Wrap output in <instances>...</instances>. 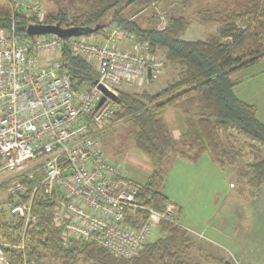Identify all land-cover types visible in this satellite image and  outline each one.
<instances>
[{
	"label": "trees",
	"instance_id": "1",
	"mask_svg": "<svg viewBox=\"0 0 264 264\" xmlns=\"http://www.w3.org/2000/svg\"><path fill=\"white\" fill-rule=\"evenodd\" d=\"M84 1L85 9L78 14L68 16L58 9L55 14L46 13L42 23L57 24L62 28L101 25L90 34L95 37V41L91 42L96 44L104 42L112 25L135 36L147 44L150 55L156 54L162 60L156 76L148 78L143 82L145 84L159 77L163 67L174 69L170 81L155 93L146 90L130 93L121 88H112L119 109L109 125L130 123L136 129L135 146L152 165L145 183L133 182L148 206L160 211L168 200L163 188L173 160L179 158L194 164L205 153L222 171H233L243 163L244 180L252 189L251 198L264 194V123L256 117L253 105L236 96L232 81L234 74L264 59V0H250L249 8L234 13L217 8V1L187 0L197 9L188 17L166 13L162 29L137 23L124 12L131 8L137 14L154 7L151 18L158 14L159 8L166 11L167 6L185 4V0ZM159 14L162 18V14ZM12 20L17 35L32 38L26 34V28L35 22L34 16L15 8L8 0H0V27L7 28ZM242 20H248L244 28L236 23ZM193 23L217 25L219 28L215 33L206 35L205 39L186 40L184 35ZM93 64L73 54L69 39L64 40L60 71L66 72L75 93H83L88 85L97 80L98 71ZM167 108H177L181 112L182 130L177 138L170 134L160 116ZM21 180L26 182L24 178ZM35 180L30 182V186ZM6 183H0V194L4 193ZM12 201L4 197L1 202L8 207L9 214ZM176 206L174 222L160 221L152 229V232L158 229L163 236L155 241L148 240L137 256L127 259L115 257L93 242L70 241L64 246L61 231L52 219L54 205L39 190L32 198V212L37 216V221L26 229L24 248H5L4 253L9 264H43L50 261L58 264L208 263L202 252L198 257L193 255L195 243L188 230L177 223L181 210ZM259 213L264 218V200L261 201ZM22 233L21 221L12 215L5 218L1 214V243L18 246ZM215 261L217 264H232L222 259Z\"/></svg>",
	"mask_w": 264,
	"mask_h": 264
},
{
	"label": "built area",
	"instance_id": "2",
	"mask_svg": "<svg viewBox=\"0 0 264 264\" xmlns=\"http://www.w3.org/2000/svg\"><path fill=\"white\" fill-rule=\"evenodd\" d=\"M8 1L34 16L33 24H43L39 1ZM68 39L73 54L98 70L96 83L80 94L60 71L65 39L51 34L22 38L13 20L0 27V183L7 182L10 214L23 225L18 246L0 242V264H9L5 248H24L26 229L37 221L32 198L39 190L54 205L52 219L64 246L93 242L128 259L140 253L157 223L174 222L177 206L172 201L160 211L148 206L137 186L101 154L96 135L109 126L118 103L107 98L93 112L102 96L98 84L112 91L147 81V68L150 77L156 76L160 56L150 55L147 44L116 25L101 44L81 36Z\"/></svg>",
	"mask_w": 264,
	"mask_h": 264
},
{
	"label": "rangeland",
	"instance_id": "3",
	"mask_svg": "<svg viewBox=\"0 0 264 264\" xmlns=\"http://www.w3.org/2000/svg\"><path fill=\"white\" fill-rule=\"evenodd\" d=\"M36 1H39L42 6L44 17L46 13L55 14L58 9H62L68 16L78 14L85 9L84 0ZM185 1V4L175 3L167 6L166 11L159 8L158 14L155 13L151 18L155 11L154 7L146 8L137 14H134L133 9L128 8L124 13L132 16L137 23L159 27L161 22L166 21L168 12L188 17L197 9L193 3ZM211 1H217L219 3L217 8L221 7L226 13L244 11L251 4L250 0ZM182 9L183 12H181ZM159 13L162 14L163 20H160ZM247 21L242 20L236 23L244 28ZM218 28L217 25L203 26L193 23L186 31L184 38L193 41L205 39L206 35L215 33ZM81 38L95 41L93 35L81 36ZM129 48L130 45H128ZM160 54L163 55V52ZM93 66L97 70L96 65L93 64ZM173 70L170 66L163 67L159 77L153 78L149 83L135 82L120 88L130 93H139L144 90L155 93L170 81ZM232 81L236 96L253 105L256 108V117L264 123V59L234 74ZM160 116L170 134L177 129L182 130V115L179 109L167 108L160 113ZM135 132L136 129L130 123L119 122L110 124L100 131L96 139L101 154L108 162L122 169L123 174L135 182L143 184L152 166L146 156L135 146ZM184 162L173 168L170 178L167 179V185L165 181L163 191L179 201L181 211L177 215V223L186 228L193 239L195 243L193 255L198 257L202 252L205 255L204 258L208 259V263L205 264H217L215 259H222L225 263L232 264H264V218L259 213L264 194L251 198L252 189L244 180L243 163L233 171L232 169L222 171L207 153L202 155L196 165ZM4 197V193L0 194V216L3 214L7 218L11 215L8 207L1 203ZM162 236L158 229H154L149 241H155ZM200 259L202 260V257ZM43 264L58 263L50 261Z\"/></svg>",
	"mask_w": 264,
	"mask_h": 264
},
{
	"label": "water",
	"instance_id": "4",
	"mask_svg": "<svg viewBox=\"0 0 264 264\" xmlns=\"http://www.w3.org/2000/svg\"><path fill=\"white\" fill-rule=\"evenodd\" d=\"M101 28V25H96L93 28L88 27H68L62 28L59 25H45V24H31L26 28V34L29 36L35 35H56L61 39H68L70 37H79L90 35L93 32L97 31ZM147 76L150 78V69L147 68ZM96 83V82H94ZM98 89L101 91L102 96L99 99L98 103L95 106L93 112H95L100 106L104 103V101L108 98L112 101L118 103L117 96L111 90H107L102 84H98Z\"/></svg>",
	"mask_w": 264,
	"mask_h": 264
},
{
	"label": "crops",
	"instance_id": "5",
	"mask_svg": "<svg viewBox=\"0 0 264 264\" xmlns=\"http://www.w3.org/2000/svg\"><path fill=\"white\" fill-rule=\"evenodd\" d=\"M126 43V44H125ZM128 43L127 42H121V47L122 48H128ZM180 132H181V130H176V131H174L173 133H172V136L174 137V138H177L178 137V135L180 134ZM200 160V159H199ZM198 160V161H199ZM179 161H182V160H179V159H175V160H173L172 162H171V164H170V166H169V168H168V172H167V175H166V185H167V183H168V181H167V179H169L170 178V173H172V171H173V168L174 167H176V166H179V165H182L181 163H183L184 161H182V162H179ZM197 161V162H198ZM196 162V163H197ZM184 163H187V162H184ZM196 163H194L193 165H196ZM190 164V163H189ZM152 166V165H151ZM122 170V169H121ZM150 170L152 171V167L150 168ZM151 173V172H150ZM125 175V174H124ZM149 176V175H148ZM125 177L128 179V180H130V181H132V182H134V183H136V184H139V183H137V182H135L134 180H132L131 178H129L128 176H126L125 175ZM148 178V177H147ZM165 193V192H164ZM165 195H166V197L168 198V200H170V201H172L173 203H175V205H178L179 206V208H180V210H181V206L179 205V201L175 198V197H173V196H169L168 194H166L165 193Z\"/></svg>",
	"mask_w": 264,
	"mask_h": 264
}]
</instances>
